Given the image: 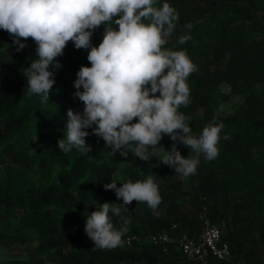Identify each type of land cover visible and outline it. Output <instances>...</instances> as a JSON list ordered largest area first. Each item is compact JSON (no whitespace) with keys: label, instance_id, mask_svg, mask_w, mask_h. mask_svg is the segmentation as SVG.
I'll list each match as a JSON object with an SVG mask.
<instances>
[{"label":"trees","instance_id":"trees-1","mask_svg":"<svg viewBox=\"0 0 264 264\" xmlns=\"http://www.w3.org/2000/svg\"><path fill=\"white\" fill-rule=\"evenodd\" d=\"M176 1L161 0L172 7ZM198 1L192 15L179 17L165 47L185 51L198 67L186 81L190 104L179 109L190 117L192 134L199 136L214 117L224 128L218 157L206 161L201 155L196 173L186 177V184L185 177L160 163L162 153L147 162L131 152L127 158L119 153L113 156L102 139L91 135V128L87 129L88 155L76 149L67 154L60 151L57 141L66 130L67 110H83L82 102L73 96V85L79 68L91 66L88 52L67 44L64 55L57 58L61 67L50 69L55 84L49 102L41 103L29 93L25 76V68L36 58V45L29 38L22 42L31 44L30 51L17 52L8 46V57L0 60V244L17 245L29 239L30 232L36 242L28 255H2L0 264H194L175 244L164 252L149 235H175L182 230L196 234L197 212L204 202L222 230V240L230 246L231 259L264 264V0ZM186 24L192 25L191 30ZM103 31L101 26L93 33V46L99 45ZM184 35L191 38L181 44ZM6 36L0 30V41ZM222 83L229 85L231 94L242 97L234 113L224 117L216 111V89ZM172 143L164 137L160 146L169 150ZM178 150L184 158L195 155L182 144ZM124 163L137 175L116 181L114 175ZM152 174L157 176L163 214L139 215L137 207L143 203L133 201L126 206L129 212L122 213L131 217L123 239L137 234L139 240L111 250L96 248L84 232L87 214L100 202L123 203L103 185L116 182L119 187ZM19 176L27 178L18 181ZM187 190L192 192L189 211L184 208ZM113 222L117 229L122 225L119 217H113ZM211 264L229 263L211 258Z\"/></svg>","mask_w":264,"mask_h":264},{"label":"clouds","instance_id":"clouds-1","mask_svg":"<svg viewBox=\"0 0 264 264\" xmlns=\"http://www.w3.org/2000/svg\"><path fill=\"white\" fill-rule=\"evenodd\" d=\"M158 0H0V30L12 39L20 52L29 38L36 45V58L25 68L28 91L41 103L49 102L55 84L53 72L59 69L58 57L64 55L71 42L76 50H87L90 67L81 66L76 73L74 98L83 104L82 112L68 109L66 130L57 141L60 151L73 149L88 155L90 135L103 140L114 156L127 158L129 152L141 161L160 155V163L183 177L194 175L201 155L212 161L219 155L222 123L213 121L199 136L192 134L190 117L180 112L190 104V89L186 83L198 71L185 51L165 47L179 20V13L169 3L160 6ZM103 26L102 40L93 46V33ZM185 28L191 30L192 25ZM191 37L179 38L183 44ZM158 94V95H157ZM135 121V122H133ZM168 137L169 150L160 146ZM223 139H228L224 136ZM195 154L184 158L178 145ZM156 175L144 180H127L104 184L122 204H96L87 214L84 232L101 250L123 246L129 231L127 205L133 201L146 204L155 212L162 202ZM113 217L122 225L115 227Z\"/></svg>","mask_w":264,"mask_h":264},{"label":"built area","instance_id":"built-area-1","mask_svg":"<svg viewBox=\"0 0 264 264\" xmlns=\"http://www.w3.org/2000/svg\"><path fill=\"white\" fill-rule=\"evenodd\" d=\"M198 226L196 234H189L182 230L175 235L167 232H156L149 235L154 244L160 245L166 252L170 244H175L184 257L194 264H211V258L226 261L229 264H244L239 260L231 259V250L228 242L222 240L221 229L211 219L209 204L204 202L197 212ZM176 228L177 225L173 224ZM139 240L137 234L125 238V244Z\"/></svg>","mask_w":264,"mask_h":264},{"label":"rangeland","instance_id":"rangeland-1","mask_svg":"<svg viewBox=\"0 0 264 264\" xmlns=\"http://www.w3.org/2000/svg\"><path fill=\"white\" fill-rule=\"evenodd\" d=\"M163 4L161 0H158L157 7ZM199 4L198 0H177L174 4V8L179 13V17L181 16H190L194 13V8L196 5ZM167 43L170 41L169 37L166 38ZM166 43V44H167ZM13 46L15 49V45L12 43V39L8 36H6L3 40L0 41V60L8 57L7 55V48L8 46ZM25 50H31V44L25 47ZM227 96V97H225ZM216 98L218 106L216 108L217 113L220 116H229L234 113L236 108L240 105L242 102V97L237 94H231L230 93V87L226 83L220 84L216 89ZM8 159V158H6ZM163 171L167 174H172L170 171H166L162 167ZM14 171V170H13ZM15 175V173H14ZM137 175V171L133 168H131L128 164H122L118 171L115 173V180L121 181L122 179L126 178H134ZM27 178L19 176L17 177L18 181H22L23 179ZM16 180V178L14 179ZM185 184L187 183V178H184ZM186 186V185H185ZM187 189V187H185ZM188 194H186L185 202H184V208L186 211H189L191 209V202H192V192L187 190ZM116 202V200L114 201ZM113 202V203H114ZM99 204H103L100 202ZM164 212V202L162 201L161 204L158 206L157 210L155 212L151 211L146 204H140L137 207V213L140 214H151V215H159L161 216ZM3 229V225H0V231ZM221 229V228H220ZM222 231V230H221ZM35 240V233L30 232V237L27 240H24L23 242L15 245L11 242H4L2 245L0 244V256L2 255H11V256H26L29 253V249L34 246Z\"/></svg>","mask_w":264,"mask_h":264}]
</instances>
